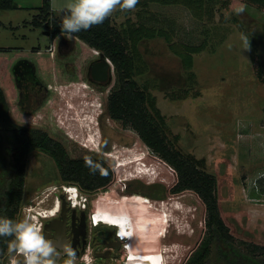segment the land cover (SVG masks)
<instances>
[{
    "label": "rangeland",
    "instance_id": "1",
    "mask_svg": "<svg viewBox=\"0 0 264 264\" xmlns=\"http://www.w3.org/2000/svg\"><path fill=\"white\" fill-rule=\"evenodd\" d=\"M197 2L193 9L179 3L148 2L110 17L118 28L129 17L165 32L138 42L141 72L134 78L155 98L165 117L167 137L175 147L198 158L199 166L215 175L221 216L235 236V244L264 264V249L251 253L237 241L264 246V179L258 181V190L248 182L264 171V79L257 74L260 69L264 77V8L243 0ZM239 3L247 6L242 16L233 11ZM36 13L32 7L19 5L0 9V85L8 99L10 119L20 126L44 129L70 156L102 158L112 170V178L104 190L89 191L92 196L103 192L115 202L122 192L138 193L149 200L146 205L152 215L170 214L164 235L149 224L156 243L153 254H163L165 264H184L206 233L204 202L192 189L173 191L177 180L174 168L134 129L104 114L107 95L116 83L112 62L109 82L91 84L85 66L88 58L98 53L73 34L51 38L46 25L31 24ZM55 15L61 18L62 13L58 10ZM241 32L249 36L251 51L242 49ZM58 42H69L73 49L65 56L68 51L64 48L60 55L55 54L49 46ZM187 44L204 46L192 54L191 68H186L182 59ZM21 58L36 64L38 76L49 88L48 99L32 113L22 112L15 103L11 71ZM85 116L90 126L85 124ZM90 130L94 140L88 139ZM65 183L76 184L60 177L47 152L31 149L26 155L24 191L16 220L30 215L40 226L38 210L48 204L41 200L44 192L56 187L63 190L61 184ZM150 192L164 195L156 197ZM55 193H49V202ZM23 260L21 254L6 251L0 264H23ZM207 264L246 263L222 260L212 243Z\"/></svg>",
    "mask_w": 264,
    "mask_h": 264
},
{
    "label": "trees",
    "instance_id": "2",
    "mask_svg": "<svg viewBox=\"0 0 264 264\" xmlns=\"http://www.w3.org/2000/svg\"><path fill=\"white\" fill-rule=\"evenodd\" d=\"M163 4L179 3L193 9L197 0H139L137 6L143 7L148 2ZM264 8V0H243ZM18 7L15 0H0V9ZM37 13L30 21L34 26L46 25L47 33L54 38L61 31V18L51 10V0H41L36 6ZM165 32L152 26L135 23L126 18L121 27H116L111 17L89 30L74 33L90 47L104 55L113 64L116 74L115 86L107 95L104 114L121 120L125 126L134 129L142 141L176 171L177 180L172 185L173 191L194 190L205 204L206 233L199 245L192 251L184 264H207L211 245L214 243L217 255L229 263L260 264L248 252H242L240 245L235 244V236L221 216L217 179L214 174L199 166L200 160L193 155L183 154L167 137L164 115L155 104V98L148 90L139 85L134 75L141 72V53L137 47L143 38L164 35ZM204 49L203 44L189 45L182 53L186 68L193 65L192 54ZM260 78L261 70L257 71ZM39 148L52 155L60 177L75 182L84 191H90L107 185L112 178V170L102 158L89 156L99 163L106 174L99 171L95 174L85 166V156H70L62 143L55 140L46 131L20 126L10 119L8 101L0 85V216L16 220L25 184V160L27 153ZM153 192V190H152ZM160 197L164 194L152 193ZM10 237H0V257L7 251ZM249 252L264 246L239 239ZM252 255V254H251Z\"/></svg>",
    "mask_w": 264,
    "mask_h": 264
},
{
    "label": "flooded vegetation",
    "instance_id": "3",
    "mask_svg": "<svg viewBox=\"0 0 264 264\" xmlns=\"http://www.w3.org/2000/svg\"><path fill=\"white\" fill-rule=\"evenodd\" d=\"M62 38L64 40L66 36ZM68 44L69 42H58L57 45L49 47H54L55 54L59 55L63 48L66 49L68 52L63 53L65 56L73 49ZM51 53L53 54V50ZM99 59V54L94 58H88L85 66L86 79L94 85L105 84V81L93 78L92 64ZM11 73L17 108L25 113L35 112L49 96L48 85L38 76L36 64L21 58L14 63ZM27 127L45 131L40 127ZM61 187L63 190L58 191L56 187L44 192L46 199L44 197L41 200H48L45 209H49L56 199L60 204L55 214L43 215L40 224L42 232L52 240L61 253L64 246L70 243L76 250L77 264H155L151 260L156 243L150 234V222L144 221L139 212L142 198L140 194L122 192L119 195L120 199L114 202L103 192L92 196L93 193H90L92 190L85 191L88 195L84 197L79 189L76 202L72 203V193L62 184ZM101 187L104 190L106 185ZM55 190L56 193L49 202L48 195ZM58 264H63V256Z\"/></svg>",
    "mask_w": 264,
    "mask_h": 264
},
{
    "label": "clouds",
    "instance_id": "4",
    "mask_svg": "<svg viewBox=\"0 0 264 264\" xmlns=\"http://www.w3.org/2000/svg\"><path fill=\"white\" fill-rule=\"evenodd\" d=\"M139 0H69V2L59 9L61 16V31L67 33L69 37L80 31L89 30L93 26L102 24L105 19L114 12H128L135 10ZM246 4L239 3L233 9L234 14L242 16L246 11ZM240 40L242 49L251 51L250 38L241 32ZM85 166L90 172L95 174L97 171L101 175L106 172L102 166L93 161L91 157H84ZM264 179V171L257 172L253 178L249 179L251 188L259 189L258 181ZM75 198L82 190L77 184H73ZM71 193V192H70ZM148 198V197H147ZM0 237H10L7 246L9 254L19 253L24 257L23 264H58L63 256V264H77L76 250L69 243L64 246L61 253L52 240L48 239L42 232L41 226L32 222L30 216L23 219L14 220L7 216H0Z\"/></svg>",
    "mask_w": 264,
    "mask_h": 264
},
{
    "label": "bare ground",
    "instance_id": "5",
    "mask_svg": "<svg viewBox=\"0 0 264 264\" xmlns=\"http://www.w3.org/2000/svg\"><path fill=\"white\" fill-rule=\"evenodd\" d=\"M83 118L85 120V124L88 125V126H90L89 123H88L89 122L88 121L89 120L88 116H85ZM94 136H95V134L92 133V131L90 130L89 133H88V139L89 140H94L95 139ZM125 179H127V177L124 176L123 177V180H125ZM74 189L75 188H70L69 189L70 192L72 193V195H71L72 198L75 197ZM59 202L60 201L58 199H56L55 202H54V204L49 209H44V210L41 209V212L38 210L39 215H41V216H43V215L44 216H49V215L55 214L56 211L58 210L57 208H58V204H60ZM146 202H149V200L142 197L141 200H140V203H139V212H140L141 218L144 221H149L150 224H151V227H152L153 231H155L157 234L164 235L165 234V230H166L167 223L169 221V216L168 215H170V214H168L167 212L165 213L164 211H162L161 213H159V216L158 217L157 216H154L151 213L152 211H150L149 210V207L146 205ZM34 219H36V218L34 217ZM162 255L163 254H159V253L153 254L152 255L151 262H154L155 264H165L164 263L165 261H164Z\"/></svg>",
    "mask_w": 264,
    "mask_h": 264
},
{
    "label": "water",
    "instance_id": "6",
    "mask_svg": "<svg viewBox=\"0 0 264 264\" xmlns=\"http://www.w3.org/2000/svg\"><path fill=\"white\" fill-rule=\"evenodd\" d=\"M100 59L92 64L93 78L109 82L112 76V64L104 55H99Z\"/></svg>",
    "mask_w": 264,
    "mask_h": 264
},
{
    "label": "crops",
    "instance_id": "7",
    "mask_svg": "<svg viewBox=\"0 0 264 264\" xmlns=\"http://www.w3.org/2000/svg\"><path fill=\"white\" fill-rule=\"evenodd\" d=\"M16 3L19 6H27L32 7L36 9V6H38L41 3V0H15ZM69 0H51V10L54 14H56V11L64 7ZM37 10V9H36ZM47 33V31H45ZM95 51V49H93Z\"/></svg>",
    "mask_w": 264,
    "mask_h": 264
},
{
    "label": "built area",
    "instance_id": "8",
    "mask_svg": "<svg viewBox=\"0 0 264 264\" xmlns=\"http://www.w3.org/2000/svg\"><path fill=\"white\" fill-rule=\"evenodd\" d=\"M95 51H96V53H98L97 50H95ZM117 165H118V163H117ZM63 187H64L65 189H67L68 191H70L69 189L72 188L73 186H72L71 184H67V183H65V184H63ZM86 194H87L86 192L83 193L84 197L86 196ZM71 198H72V197H71ZM74 201H75V200L73 199V200H72V203H74Z\"/></svg>",
    "mask_w": 264,
    "mask_h": 264
}]
</instances>
